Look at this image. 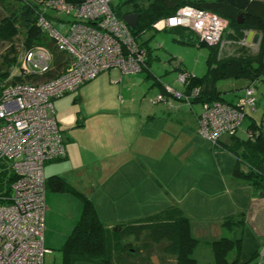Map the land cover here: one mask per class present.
<instances>
[{
  "label": "crops",
  "instance_id": "crops-1",
  "mask_svg": "<svg viewBox=\"0 0 264 264\" xmlns=\"http://www.w3.org/2000/svg\"><path fill=\"white\" fill-rule=\"evenodd\" d=\"M126 1L121 2L123 13L131 10ZM176 29L185 30L197 42L196 33L187 28L159 31ZM253 36H257L256 41L246 43L257 50L260 36L255 32ZM149 40L143 39L149 50L148 69L138 73L105 70L53 101L65 155L44 166L45 221L58 228L66 217L69 233L80 216L79 194H83L108 229L177 207L188 219L192 235L205 245L227 237V233L233 238L247 233L264 245V189L232 176L236 165L243 172L248 169L236 155L245 149L234 144L235 140L247 138L250 123L260 125L264 132V80L253 84L244 80L218 83L231 103L252 86L255 104L245 108L243 122L249 118L248 122L234 137L223 134L212 146L197 132L199 104L189 105L164 91V85L181 90L175 76L188 72L181 69L182 57L165 53L162 62L157 59L160 71L157 67L153 71L155 54ZM256 92L262 99H256ZM157 94L163 99L153 102ZM230 145L237 149L236 154ZM53 177L63 178L70 190L55 192L48 188L47 181ZM228 217L239 221L231 230L221 225Z\"/></svg>",
  "mask_w": 264,
  "mask_h": 264
},
{
  "label": "built area",
  "instance_id": "built-area-1",
  "mask_svg": "<svg viewBox=\"0 0 264 264\" xmlns=\"http://www.w3.org/2000/svg\"><path fill=\"white\" fill-rule=\"evenodd\" d=\"M113 0H85L72 6L64 0H47L36 25L56 50L69 56L66 70L39 82L17 81L0 90V264H47L50 252L44 245V166L65 155V142L54 118L53 101L75 91L101 72L117 69L138 73L146 68V52L126 24L112 9ZM50 7L66 19H48ZM57 25L58 27H56ZM223 18L193 7L182 6L173 15L152 24L154 30L182 27L196 33L198 41L217 45L225 31ZM54 64L52 50L35 45L17 60L18 76H43ZM191 73L176 78L181 90L164 85V91L190 104L198 88L185 92ZM254 89H244L234 105L202 103L196 115L197 132L210 145L223 134H236L246 107H254ZM163 99L157 94L152 99ZM253 264H264V245Z\"/></svg>",
  "mask_w": 264,
  "mask_h": 264
},
{
  "label": "trees",
  "instance_id": "trees-1",
  "mask_svg": "<svg viewBox=\"0 0 264 264\" xmlns=\"http://www.w3.org/2000/svg\"><path fill=\"white\" fill-rule=\"evenodd\" d=\"M10 1L18 2L20 9L18 12H11L0 18V42H11L13 37L18 34V26H20L24 35L23 50H29L35 45H45L52 50L54 55V64L50 72L43 76L15 75L12 82H39L48 80L66 70L70 63L69 56L57 51L55 46L51 45L53 44L51 41H49V46L38 41L39 38L47 39L36 25L38 13L43 9V2L47 0H0L3 4ZM64 1L72 6H77L85 0ZM126 3L130 4L131 10L125 13L139 14L136 27L130 28L137 41L144 32L153 29V23L173 15L180 7L186 5L211 12L226 20L224 35L222 34L217 45L209 46L198 42V40L196 42L198 46L207 47L208 53L204 74L196 76L191 73L192 77L188 79V84L185 87L186 93L198 88L197 95L189 105L193 103L201 105L216 101L234 105L235 103L226 101L221 93L218 86L220 81L244 80L253 84L254 81L264 80V0H127ZM112 9L121 18L123 12L117 13L114 5H112ZM44 13L48 19L57 18L56 13L50 7H46ZM240 14L242 22L237 21ZM249 31L260 36L255 52L251 50L249 43H246ZM224 39L226 43L235 47V50L227 55H221L222 44L220 43ZM147 41H138L146 52L145 69H148L149 62ZM16 62L15 55L11 59L5 57L6 68L0 73V83L9 78V68L15 67ZM234 136L235 134L231 135V137ZM234 144L241 145L245 149L243 153L236 154L237 149L233 145L229 146L238 159H242L248 165V169L243 172L236 165L232 176L250 183L256 189H264V171H262L264 132L260 131V125L250 123L247 129V138L244 141L235 140ZM47 187L55 192L70 190L66 181L61 177L50 178L47 181ZM79 195L82 199V209L62 246V264H124L127 263L126 258H131L135 254L139 258H143L128 263L141 264L143 259L148 258L147 254L150 253L153 246L159 248L164 256L173 258L174 264H197L193 257V251L199 240L192 235L189 221L182 215L179 208L167 209L137 222L120 224L114 231L100 222L90 200L83 194ZM237 223L239 221L228 217L222 221L221 225L231 230ZM241 239V236L239 238L227 236L210 241L209 246L214 260L212 263L206 264H228V257L232 254L235 256L230 264H241L239 263ZM133 246L137 250L131 249V247L134 248ZM148 261L149 259L146 262Z\"/></svg>",
  "mask_w": 264,
  "mask_h": 264
},
{
  "label": "rangeland",
  "instance_id": "rangeland-1",
  "mask_svg": "<svg viewBox=\"0 0 264 264\" xmlns=\"http://www.w3.org/2000/svg\"><path fill=\"white\" fill-rule=\"evenodd\" d=\"M123 1L124 0L113 1L114 9L117 13L125 9L124 5L121 4V2ZM192 1H199V0H192ZM19 9H20V4H18V2L16 1H10L7 4H3L0 2V18L2 16L10 14L11 12L12 13L18 12ZM56 15L59 16L61 19H66L62 15L59 14ZM55 26L58 27L57 25ZM18 30H19L18 34L13 37V40L11 42H3V43L0 42V73L3 72L6 68L5 57L11 59L12 56L15 55L16 59L18 60L19 55L24 49L22 45V41L24 40L23 30L20 26H18ZM147 38L150 39L149 40L150 46L152 48L154 47L153 52L155 54V58L152 61L153 71H154V67H157L158 72L160 71V67L157 64V59H159L162 62L165 53H169V54H174L178 57L179 56L182 57L183 64L181 66V69L184 70L186 68L188 69V72L190 70V73H194L196 75H201L205 72V68H206L205 60L208 53V48L205 46L196 45L194 37L192 35L187 34L185 30L176 29L173 31L172 30L156 31L153 29H149L144 35H141L138 38V41L141 40L143 41V39L145 40ZM38 41L40 43L47 44L48 46L50 43L49 40L45 38H39ZM220 44H222L221 55H227L228 53L235 50V47L230 43L229 44L226 43L225 39L222 40ZM51 45L53 46V44ZM255 48L256 47L254 46L253 50L252 49L251 50L255 52L256 51ZM12 49L14 50L13 52ZM194 67L196 68L197 71L194 70V72H192ZM9 71H10L9 78L5 80L3 83H0V88L8 83H11L12 78L15 75H18L17 62L15 67L9 68ZM161 75L162 78L165 76L164 71H162ZM177 76H175V78H177ZM255 97L256 99H262V96L258 92L255 93ZM198 107L200 111L201 105L199 104ZM248 119L249 118H246L244 122L242 121L241 127L242 124L245 125L248 122ZM258 120H260L259 116H258ZM47 194H49V192H47ZM65 219L68 220L66 217ZM66 220L62 219V224L58 225V228H56V225L54 226L51 221L50 223H47V221H45L44 245L50 251L45 258L47 264H62V246L65 242L66 237L70 233V232L68 233L66 230V223H68L69 221ZM193 223L196 224V222ZM227 235L228 237H232L231 233H227ZM242 237H241L242 247L239 255V263L253 264L257 256V252L259 251V247H260L259 241L257 238H254V236L251 237L250 235H247V233L246 234L244 233ZM199 242L200 244H198L196 249H194L193 251V257L195 258L196 263L205 264L208 262H213L214 258L210 246L203 244L202 240H200ZM131 249L137 250L135 247L134 248L131 247ZM147 256H148L147 259H149V261L146 262L147 259H143L141 262L140 260L141 264H174L173 258L164 256L163 252L159 248H156L155 246L152 247L150 253H148ZM234 256L235 254H232L230 255V257H228V264L231 263ZM140 258L139 256H137V254H135L134 256H131V258H126L127 263L124 264H129L128 263L129 261L132 260L136 261Z\"/></svg>",
  "mask_w": 264,
  "mask_h": 264
},
{
  "label": "water",
  "instance_id": "water-1",
  "mask_svg": "<svg viewBox=\"0 0 264 264\" xmlns=\"http://www.w3.org/2000/svg\"><path fill=\"white\" fill-rule=\"evenodd\" d=\"M138 16H139L138 13H133V12L132 13H123L121 15V19L126 24H128V26H130V28H135L137 20H138ZM237 21L238 22H242L241 14L238 16ZM256 39H257V36H253V31H249L248 34H247V37H246V41L247 42H250V40L256 41ZM117 229H118L117 227L114 228L115 231Z\"/></svg>",
  "mask_w": 264,
  "mask_h": 264
},
{
  "label": "flooded vegetation",
  "instance_id": "flooded-vegetation-1",
  "mask_svg": "<svg viewBox=\"0 0 264 264\" xmlns=\"http://www.w3.org/2000/svg\"><path fill=\"white\" fill-rule=\"evenodd\" d=\"M118 228V227H117ZM115 231V230H114Z\"/></svg>",
  "mask_w": 264,
  "mask_h": 264
}]
</instances>
